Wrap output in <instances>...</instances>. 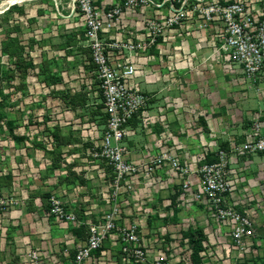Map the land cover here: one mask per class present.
<instances>
[{
	"label": "rangeland",
	"instance_id": "1",
	"mask_svg": "<svg viewBox=\"0 0 264 264\" xmlns=\"http://www.w3.org/2000/svg\"><path fill=\"white\" fill-rule=\"evenodd\" d=\"M125 1L94 0V6L106 11L122 6ZM234 1L237 0H147L144 8L120 10L112 25L103 26L98 36L105 47H118L106 51L123 64L120 68L135 65L136 75L140 77L139 72L143 71V81L148 78V84L159 72V86L169 89L157 94V98L152 95L150 102L172 104L175 114L187 124L178 125V135L183 136L186 144H197L191 137L199 132L204 137V141L198 142L201 151L226 153L228 163L223 178L232 188V197L227 195L226 200L254 222L253 234L246 241L250 252L241 257L234 250L224 252L222 247L229 243V238L223 232L216 234L206 208L192 201L196 185L189 180L185 182L188 190L184 191L182 185L181 191L188 203L208 219L203 226L200 225L203 218H196V225L188 232L193 237L201 232L205 237L201 255L198 259L194 257L192 264H264V63L256 76L249 79L240 73L237 63L227 62L219 50L227 22L215 7ZM241 2L249 8L247 16L251 21L253 17L262 20L264 0ZM77 6V0L22 1L0 13L1 173L10 165L19 173L22 171L5 155L11 134L17 135L18 145L24 135L42 139L45 115L55 113L56 103H67L63 94L72 96V89L85 87L94 77L91 52L84 38V20ZM130 41L136 46L144 43L146 48L131 51L127 46ZM153 55H161L163 62H152ZM155 66L158 70L153 69ZM198 90L203 99L200 109L196 106ZM78 95V103H84L85 94ZM92 97L88 100L95 106L84 117L87 120L82 119V125L76 128L77 134L84 130L87 134L91 129L83 124L92 121L101 141L106 129L105 118L99 116L103 105ZM196 117L206 123L198 125L199 120L193 123ZM53 129L51 133L55 135L58 130ZM16 155L20 159V154ZM210 157L207 156L213 159ZM14 204L15 198L0 194V211ZM186 244L193 247L190 240ZM185 256L183 250L169 259L174 264H185L182 260Z\"/></svg>",
	"mask_w": 264,
	"mask_h": 264
},
{
	"label": "crops",
	"instance_id": "2",
	"mask_svg": "<svg viewBox=\"0 0 264 264\" xmlns=\"http://www.w3.org/2000/svg\"><path fill=\"white\" fill-rule=\"evenodd\" d=\"M151 57L155 64L163 62L161 55ZM153 69L158 70V66ZM139 74L140 77L135 75L133 78V84L149 93L151 98L168 91L169 88L166 90L159 86V72L150 78L151 84H148V78L143 81V71ZM93 78L85 87L71 90L73 95L85 94L83 104L73 107L60 101L53 109L55 113L45 115L42 139L24 135L18 145L15 143L17 135L11 134L9 150H5V155L22 171L19 173L10 165L0 172V194L5 193L16 200V204L0 211V264H68L76 248L84 242L89 227L97 224L102 212L109 207L106 201L110 188L108 169L104 162L90 154L100 144L98 131L92 121L83 124L91 129L87 134L85 130L77 134L76 129L95 106L88 99L92 96L99 99L95 94ZM197 94L199 101L196 106L200 109L203 102L201 91L198 90ZM171 106L170 103L149 101L143 114H138L129 122L128 134L123 140L126 157L135 163L148 162L164 155L175 158L186 169V175L176 174L170 170L169 162L164 161L149 183L137 177L132 180L129 190L125 187L120 190L118 200L122 212L117 225H137L140 244L148 254L146 264L155 261L173 263L169 258L188 247L186 241L189 238L185 235L196 225L195 219L203 218L200 222L203 226L208 223L202 211L184 202L181 190L189 180L197 185L202 161L207 156L212 157L213 153L199 149V140L204 141L199 132L191 137L197 144L189 146L185 143L183 136L178 135V125L187 124L183 118L179 119ZM187 106L189 110L190 106ZM102 109H99V116L104 117L106 122ZM196 121L198 125L206 123L199 117L193 119V123ZM53 128L58 130L55 135L51 133ZM16 154H20V159ZM51 194L56 195L65 208L73 211L80 225L57 222L48 214ZM198 215L201 216L196 217ZM96 257L99 264H123L114 234L104 241Z\"/></svg>",
	"mask_w": 264,
	"mask_h": 264
},
{
	"label": "built area",
	"instance_id": "3",
	"mask_svg": "<svg viewBox=\"0 0 264 264\" xmlns=\"http://www.w3.org/2000/svg\"><path fill=\"white\" fill-rule=\"evenodd\" d=\"M14 0H0V12L8 11ZM75 1V0H74ZM78 10L84 20V38L90 49V62L93 66V83L96 85V96L103 105L106 116L105 131L98 148L91 151V156L104 162L109 173V191L107 202L109 207L102 212L101 220L89 227L84 242L79 245L68 264H86L92 261L99 264L96 253L102 248L104 241L115 235L118 243V252L123 264H146L148 254L140 244L139 231L136 224L126 227L117 225L121 215V206L118 196L124 187L130 189L132 180L142 177L150 182L164 162H169V168L174 173L184 175L186 169L180 166L173 157L162 156L144 163H135L126 157L123 140L128 134L129 122L138 114H143L151 96L133 84L136 75L135 65H125L110 57V53L98 37L103 32L102 27L112 25V19L120 10L135 7H146L147 0H126L122 6L114 9L97 10L94 0H77ZM248 9L241 0L228 3L223 7L216 6L215 11L222 13L227 22L225 37L220 51L225 54L229 63H237L240 73L247 78H254L264 63V17L262 20L247 16ZM102 21L108 22L103 25ZM115 46V45H114ZM128 48H146V44L134 45L131 41ZM120 52V50H119ZM232 140V139H231ZM205 157V156H203ZM215 161L203 163L198 170V183L193 193L192 201L202 204L207 212L211 226L216 234L224 233L229 243L223 245L224 252L230 250L238 252L237 257L250 252L246 241L252 236L254 230L253 220L233 208V203L226 200L227 195L232 197L230 183L224 181L223 171L227 166L228 158L222 150H217L212 156ZM204 159V158H203ZM184 191L188 190L186 184ZM185 203L189 202L185 199ZM190 205V203H188ZM48 214L57 222L80 225L73 211L65 208L61 200L54 194L48 199ZM204 243H202L203 245ZM204 246V245H203ZM192 247L188 244L185 250V264L191 263ZM201 254L199 253V256ZM153 264H173L155 261Z\"/></svg>",
	"mask_w": 264,
	"mask_h": 264
},
{
	"label": "trees",
	"instance_id": "4",
	"mask_svg": "<svg viewBox=\"0 0 264 264\" xmlns=\"http://www.w3.org/2000/svg\"><path fill=\"white\" fill-rule=\"evenodd\" d=\"M63 98L64 100L66 101L67 100V103L71 104L73 107L76 106V105H81L83 104L81 102L78 103V99L80 98L78 94H75V95H72V96H69L67 95L66 93L63 94ZM100 99V98H99ZM101 100V99H100ZM225 146H227V144H225ZM211 158V157H210ZM207 162H214L215 159H209V158H206ZM189 240H190V243L193 245L192 249H193V253L191 255V260L195 257V259L197 258L198 259V255L199 253L203 250V245H202V242L205 240V237L204 235L201 233V232H198L197 233V236L193 237L190 233H186V235ZM197 260H195L196 262Z\"/></svg>",
	"mask_w": 264,
	"mask_h": 264
},
{
	"label": "bare ground",
	"instance_id": "5",
	"mask_svg": "<svg viewBox=\"0 0 264 264\" xmlns=\"http://www.w3.org/2000/svg\"><path fill=\"white\" fill-rule=\"evenodd\" d=\"M22 1H31V0H14V1L10 2V3H12V4H16V3H18V2H22ZM0 13H1V12H0Z\"/></svg>",
	"mask_w": 264,
	"mask_h": 264
}]
</instances>
